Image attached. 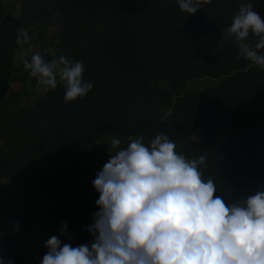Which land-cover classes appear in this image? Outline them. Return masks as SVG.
Masks as SVG:
<instances>
[{"label": "trees", "instance_id": "trees-1", "mask_svg": "<svg viewBox=\"0 0 264 264\" xmlns=\"http://www.w3.org/2000/svg\"><path fill=\"white\" fill-rule=\"evenodd\" d=\"M247 2L264 22V0H211L194 14L175 0H0V256L28 264L21 242L62 222L61 246L92 242L88 181L113 138L122 148L163 133L186 159L205 155L202 179L226 206L264 188V69L224 38ZM21 29L29 41L17 45ZM36 51L83 61L91 90L65 102L57 80L24 106L40 90L23 68Z\"/></svg>", "mask_w": 264, "mask_h": 264}, {"label": "clouds", "instance_id": "clouds-1", "mask_svg": "<svg viewBox=\"0 0 264 264\" xmlns=\"http://www.w3.org/2000/svg\"><path fill=\"white\" fill-rule=\"evenodd\" d=\"M194 14L211 0H175ZM251 2L241 3L226 28L237 58L264 69V22ZM29 41L21 29L17 45ZM29 77L47 88L63 82V100L85 96L93 87L82 77L83 61L60 56L46 61L39 51L23 61ZM115 149L91 181L99 193L88 231L90 244L71 246L53 235L39 264H264V188L227 206L211 178L202 179L205 155L186 159L167 135L148 144L129 137ZM66 228L62 222L61 232ZM0 264L12 260L0 256Z\"/></svg>", "mask_w": 264, "mask_h": 264}, {"label": "rangeland", "instance_id": "rangeland-1", "mask_svg": "<svg viewBox=\"0 0 264 264\" xmlns=\"http://www.w3.org/2000/svg\"><path fill=\"white\" fill-rule=\"evenodd\" d=\"M10 3H13L15 0H7ZM14 12H17L18 5L14 8ZM57 27H51L49 30V35H54L56 33ZM34 87L31 82L27 83V88ZM39 92L34 93L31 95H25L21 98L22 104L26 107H30L33 103V100L37 98L39 95H42L45 93V91L49 88L42 86L39 84ZM29 100V101H28ZM108 143L104 144V146H107ZM97 171L93 173V175L89 178L88 185L90 190H95L92 186L91 181L95 178ZM5 182H0V189L6 187ZM96 193V190L94 191ZM36 229V228H35ZM35 234L32 236H28L31 243L28 245L26 243L21 242L23 244L24 248L27 249V258H28V264H39V261L42 259L43 255L46 253L47 249L43 246V242L46 241L49 237L55 235L58 239L61 238V231L57 227H53L52 230L48 228H41L37 229Z\"/></svg>", "mask_w": 264, "mask_h": 264}]
</instances>
